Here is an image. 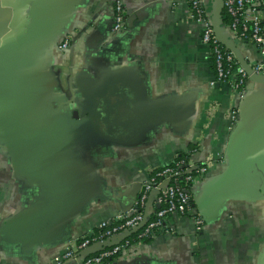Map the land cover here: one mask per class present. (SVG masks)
<instances>
[{
  "label": "crops",
  "instance_id": "0c3cea01",
  "mask_svg": "<svg viewBox=\"0 0 264 264\" xmlns=\"http://www.w3.org/2000/svg\"><path fill=\"white\" fill-rule=\"evenodd\" d=\"M115 2L125 22L112 31ZM203 27L187 0H0V264L79 263L55 258L135 206V187L190 147L211 159L193 184L202 226L173 215V231L124 258L264 264V82L247 75L243 97L210 83ZM236 47L250 64L259 57L250 41ZM108 100L144 120L108 132L94 112Z\"/></svg>",
  "mask_w": 264,
  "mask_h": 264
},
{
  "label": "built area",
  "instance_id": "2783aa9c",
  "mask_svg": "<svg viewBox=\"0 0 264 264\" xmlns=\"http://www.w3.org/2000/svg\"><path fill=\"white\" fill-rule=\"evenodd\" d=\"M192 15L204 24L202 41L213 55L215 76L212 84L229 82L232 88L243 95L247 73L236 59L233 52L226 48L215 36L204 0H187ZM223 7L231 16L226 23L233 37L250 41L256 46L259 57L251 66L256 72L264 71V20L261 16L260 0H223ZM125 22V12L120 2L113 6L111 29L121 30ZM69 36L61 42L66 47ZM235 115V110L232 111ZM187 156L177 158L164 165L152 169L150 175L141 181L135 206L125 211H119L113 218L99 221L96 231L80 236L74 247H69L55 259L80 258L77 264H110L112 259H120L133 244L143 238H152L162 232L173 231L169 217L173 215H188L195 220L197 227L204 222V213L195 202L193 184L208 171L210 158L196 159L194 152L185 151ZM139 226V227H138ZM138 227V228H136ZM137 232L138 241L130 243L127 236L105 245L102 248L81 255V251L96 242L111 240L114 235L122 232ZM110 242V241H108Z\"/></svg>",
  "mask_w": 264,
  "mask_h": 264
},
{
  "label": "water",
  "instance_id": "95a60500",
  "mask_svg": "<svg viewBox=\"0 0 264 264\" xmlns=\"http://www.w3.org/2000/svg\"><path fill=\"white\" fill-rule=\"evenodd\" d=\"M206 2V0H204ZM222 7H223V0H215L214 1V9L213 11L209 12L208 14L211 15V25L213 28V32L216 36V38L228 49H230L233 54L235 55L236 59L239 61V63L243 66L244 70L246 71L247 75H249V77L254 78L256 80H260L264 82V75L262 72H256L251 64L246 60V58H244V56H242V54L240 53V51L238 50V48L236 47V43L238 42L239 39L233 37L231 31H230V36L229 38L226 37L219 26V22L222 21ZM211 13V14H210ZM245 95V91L243 92V95L241 97H243ZM113 99H116V97H114ZM116 102V101H115ZM115 102L108 100L106 105H108L105 108H99V105H95L94 107L97 108L94 112L96 113L97 116H103L108 119L109 122V130H107L108 132H112L113 133L121 131L122 133H126V131L130 128L133 129L136 127H134L135 124H137L140 120H144L143 116H137L135 114H133L131 112V110H134L133 107L130 108L129 105L125 108H119L118 106L115 105ZM104 111V112H103ZM121 116L123 119H121ZM157 116V115H156ZM155 116V117H156ZM159 117V115L157 116ZM128 124V126L126 125ZM58 179V178H57ZM59 180V179H58ZM60 181V180H59ZM61 184V183H60ZM140 184L139 183V188H140ZM63 190L69 192L70 188L65 187V185H62ZM139 188L134 189V191L139 190ZM194 191V190H193ZM195 192V191H194ZM62 194V193H61ZM196 194V192H195ZM137 196V193L134 194V198ZM133 199L131 200L133 202ZM195 202H196V206L197 208L202 211L204 213V218H206L207 214L204 210H202L199 206H198V201H197V195H195ZM139 227V226H138ZM136 227V228H138ZM136 228L132 229L131 231H127V232H122L118 235H114L112 236L111 240L106 239L104 242H96L90 246H88L87 248H85L84 250L81 251V255H85L88 254L90 252H93L95 250H98L100 248H102L105 245H109L112 242H117V240L121 239L124 236L129 235L132 231L136 230ZM110 241V242H108ZM80 259V258H79ZM135 260H131L128 261L124 258V256L122 258H120V260L118 262H116V264H134Z\"/></svg>",
  "mask_w": 264,
  "mask_h": 264
},
{
  "label": "trees",
  "instance_id": "16d2710c",
  "mask_svg": "<svg viewBox=\"0 0 264 264\" xmlns=\"http://www.w3.org/2000/svg\"><path fill=\"white\" fill-rule=\"evenodd\" d=\"M221 13H222L223 21H224L225 23H230V21H231V16H230L228 13H226L224 7H222V11H221ZM211 55H212V54H211ZM212 58H213V55H212ZM213 64H214V62H213ZM192 149H193V148L190 147V150H192ZM185 156H187V154H186L185 151H179V152L177 153V156H176V157H177V158H182V157H185ZM95 231H96V229H95ZM136 234H137V232H134V233L129 234V235L127 236V238L129 239L130 243H134L135 241H138V238H137ZM145 239L147 240L148 238H143L142 240H145Z\"/></svg>",
  "mask_w": 264,
  "mask_h": 264
},
{
  "label": "flooded vegetation",
  "instance_id": "af4514ba",
  "mask_svg": "<svg viewBox=\"0 0 264 264\" xmlns=\"http://www.w3.org/2000/svg\"><path fill=\"white\" fill-rule=\"evenodd\" d=\"M69 40H70V38H69ZM69 42V41H68ZM68 45V44H67Z\"/></svg>",
  "mask_w": 264,
  "mask_h": 264
}]
</instances>
